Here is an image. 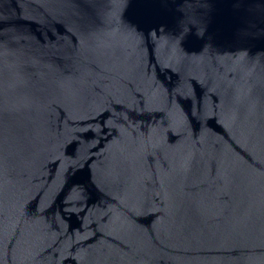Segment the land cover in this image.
I'll use <instances>...</instances> for the list:
<instances>
[{
	"label": "water",
	"instance_id": "1",
	"mask_svg": "<svg viewBox=\"0 0 264 264\" xmlns=\"http://www.w3.org/2000/svg\"><path fill=\"white\" fill-rule=\"evenodd\" d=\"M0 264H264V0H0Z\"/></svg>",
	"mask_w": 264,
	"mask_h": 264
}]
</instances>
